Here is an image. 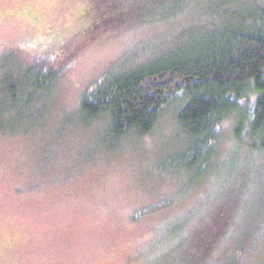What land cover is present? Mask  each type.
<instances>
[{"label": "rangeland", "instance_id": "1", "mask_svg": "<svg viewBox=\"0 0 264 264\" xmlns=\"http://www.w3.org/2000/svg\"><path fill=\"white\" fill-rule=\"evenodd\" d=\"M120 6L0 0V80L6 72L23 95L0 87V105L8 102L0 108V264H144L145 248L168 221L205 196L203 212L213 197L201 192L218 174L199 176L181 164L175 104L152 132L120 138L110 133L105 115L88 119L82 109L84 94L114 64L129 63L126 57L151 37L198 15L191 6L173 24L136 29L101 21L91 30L94 19ZM41 70L59 75L47 78L51 89L30 92L28 81ZM232 148L226 124L216 163ZM253 158L252 184H235L227 173L220 186L226 192L214 196L218 213L235 204L234 217L214 212L207 221L224 229L214 247L220 251L225 242L215 256L220 262L233 256L239 264H264V153ZM176 193L184 196L169 203ZM165 200L164 208L151 211Z\"/></svg>", "mask_w": 264, "mask_h": 264}, {"label": "trees", "instance_id": "2", "mask_svg": "<svg viewBox=\"0 0 264 264\" xmlns=\"http://www.w3.org/2000/svg\"><path fill=\"white\" fill-rule=\"evenodd\" d=\"M97 1L121 6L119 11L101 14L100 21L94 19L91 30L101 21L136 29L147 24L168 25L179 21L180 13L191 6L197 9L192 22L151 37L126 57L129 63L114 64L87 90L81 106L88 119L105 115L110 133L120 138L130 132H152L162 112L175 104L183 135L176 142L183 152L181 164L199 171V176L218 175L215 185L208 184L201 192L213 195L209 205L199 212L208 200L202 196L201 203L168 221L165 232H159L145 248L144 264H239L233 256L221 262L216 259L225 242L220 251L214 247L222 240L224 229L218 226L215 230L207 221L218 213L214 196L219 190L226 192L220 186L227 183V173L233 174L235 184H252L257 174L253 156L264 153V0ZM133 56L135 61L130 59ZM35 69L31 67L29 74ZM58 75L41 70L28 81L30 92L51 89L53 83H46L47 78L55 80ZM10 78L4 72L0 87L12 89L11 96L21 99L23 95L17 94ZM1 103L0 108L8 106L4 100ZM226 124L231 126L233 148L217 164ZM183 196L176 193L169 203ZM167 203L150 209L164 208ZM234 210L233 203L218 214L231 218Z\"/></svg>", "mask_w": 264, "mask_h": 264}]
</instances>
